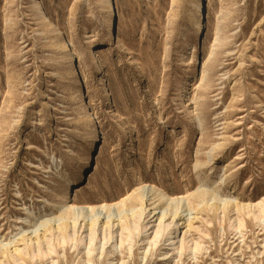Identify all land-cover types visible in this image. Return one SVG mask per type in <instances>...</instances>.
Masks as SVG:
<instances>
[{
    "label": "rangeland",
    "instance_id": "1",
    "mask_svg": "<svg viewBox=\"0 0 264 264\" xmlns=\"http://www.w3.org/2000/svg\"><path fill=\"white\" fill-rule=\"evenodd\" d=\"M109 1L111 19L107 0H39L48 23L30 0H0V264H264V0ZM148 181L210 196H187L170 258L152 219L103 249L82 222L60 243L51 221L32 250L31 226L73 200L111 203Z\"/></svg>",
    "mask_w": 264,
    "mask_h": 264
},
{
    "label": "bare ground",
    "instance_id": "2",
    "mask_svg": "<svg viewBox=\"0 0 264 264\" xmlns=\"http://www.w3.org/2000/svg\"><path fill=\"white\" fill-rule=\"evenodd\" d=\"M30 4L34 9L37 10L39 16L41 17L42 22L50 23V20L47 14L44 12L43 7L40 6L39 0H30ZM106 8L109 13L108 15L109 19L114 18L115 13L112 9L113 7L109 0H107ZM196 13H197V16L194 20V25L196 29L198 30L202 26V23L204 21V16H203L204 14L201 13L199 6L196 8ZM53 31H54V34H53L52 48L56 52L61 53V57L65 59L68 58L70 56L69 41L61 38L59 36L60 32H56L55 29H53ZM99 67L100 66L98 64V68ZM104 85L105 84L102 85L103 90L106 89L104 88ZM76 96H77V99L73 100L74 102H76L75 108L81 111L80 119H81V122L83 123V126L88 127L92 124V115L90 114V111L88 110V105L86 103L84 93L82 94V89L77 90ZM213 149H215V147L211 148V150ZM219 180L223 182L224 177L221 176ZM194 193L189 194V195H193ZM198 193H200V191H197L195 195L193 196H195L196 199L200 198L201 199L200 202L203 200L209 201L210 196L208 199L207 198L204 199L205 198L204 195H206L207 192L201 190V194L198 195ZM189 195H184V194H177L173 196L167 195L159 185L157 186V184H154L148 181V182H141V184L137 188H135L129 195H126L125 197L118 199L116 201H113L111 203L106 202L104 200H101L98 202H89L87 200L85 201L82 199L75 198L77 200H73L74 202L69 203L68 206L64 207L65 208L64 210L63 209L62 211L60 210L57 216L54 215L55 217L53 218L51 217L43 221L40 220V222H37L38 224L36 226L35 225L31 226L32 229L31 231H29L28 234L26 233L27 234L26 238L29 239L30 241L32 239H35L36 243L33 241L35 245L34 247H32V250L38 253V251L40 250L38 249L39 244L41 243L40 237H39L41 235L38 234V229H43L42 236L45 237L46 234L44 235V233L50 232L52 230V227L47 226V225L51 221H53L55 222V226H56L55 228L58 230L57 238L60 240V243L64 241L68 242L69 240L67 239L75 238L74 236L75 227H77L76 225L78 224L80 225L82 222L81 226L86 228V231H85L86 245L93 246L95 244V241L99 239L98 243L103 249V247L112 239H115L116 243H119L121 245L122 242L129 240L131 236L133 235V233L136 232L139 228L143 227L142 229H144V231H148L149 229L148 224L153 220V226L151 227L152 229L149 234L150 235L149 237L151 239L149 240L153 243L157 241L163 242L164 249L166 250L161 252V259L165 260L171 257L172 255L171 249L175 247L181 248L184 243L182 237L181 238L176 237V233L178 229L177 222L178 220L183 219L181 217L182 216L181 208L183 207L184 203L187 201V196ZM192 199L191 201L190 199L188 201L192 203ZM213 199H216V198L212 194L210 201H212ZM218 200H219L218 207L221 205L223 208H226L227 205H229L228 203L230 202V200L227 197H221V198L218 197ZM208 205L214 206L213 203H210ZM190 206L191 205L188 204L189 211L193 209L192 208L193 205L191 207ZM218 207L215 208L214 206L215 209H217ZM142 219H145V220H143L142 222ZM70 224L72 225V228H71L72 233L68 234L66 232V229L68 226H70ZM116 225L119 226L117 231L114 230ZM55 228L53 227V229ZM24 232H28L27 229L21 231V233L25 236L26 234ZM31 234L34 235L33 238L31 237L32 236ZM57 238L54 241H58ZM49 239H51V237ZM8 243L10 244V242L4 243L3 241L2 242L0 241V248L6 247ZM46 243L47 245H49V242H46ZM18 248L16 247L13 248V251L20 254L19 253L20 251ZM3 250L2 251L0 250V251L3 252L4 254L6 249L4 251ZM46 251H50V250H46ZM34 256H36V254H34ZM11 257L10 259H12ZM19 257H21V255Z\"/></svg>",
    "mask_w": 264,
    "mask_h": 264
}]
</instances>
